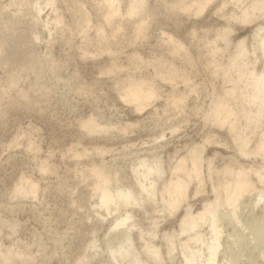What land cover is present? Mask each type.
Wrapping results in <instances>:
<instances>
[{
    "label": "rangeland",
    "instance_id": "obj_1",
    "mask_svg": "<svg viewBox=\"0 0 264 264\" xmlns=\"http://www.w3.org/2000/svg\"><path fill=\"white\" fill-rule=\"evenodd\" d=\"M46 1L30 0L28 20L15 26L19 37L37 24L32 66L0 60V251L9 264H186V248L202 246L191 237L203 233L206 242L208 227L182 220L215 199L230 170L253 169L252 182L264 189L254 174L264 172V92L253 88L264 71V8L256 9L258 0H209L198 13L202 0H143L132 16L138 0H118L109 21L106 0ZM250 5L256 10L244 21ZM15 72L19 84L10 82ZM127 79L152 81L160 96L138 109L142 102L120 95ZM228 90L221 122L215 114ZM90 118L109 126L88 133ZM195 154L203 155L199 170ZM144 158L159 168L141 175L152 193L138 187ZM94 168H106L113 188L136 189L137 201L99 208ZM182 178L188 196L172 212ZM255 193L241 198L239 224L232 205L220 210L225 264H264V236L255 240L251 230L264 217V201L251 203Z\"/></svg>",
    "mask_w": 264,
    "mask_h": 264
},
{
    "label": "bare ground",
    "instance_id": "obj_2",
    "mask_svg": "<svg viewBox=\"0 0 264 264\" xmlns=\"http://www.w3.org/2000/svg\"><path fill=\"white\" fill-rule=\"evenodd\" d=\"M1 1V0H0ZM5 1V0H4ZM107 1V4L109 5V8H110V13H109V8L107 9V12L109 13L108 14V19L107 20H111L112 16L115 17V15H118V13L120 12V7H119V3H118V0H106ZM120 1V0H119ZM137 1V0H136ZM209 0H202V1H197L198 3V7L200 10L198 13L204 11L207 3H208ZM3 2V1H2ZM47 3L46 4H53L54 0H48L46 1ZM143 2V0H138V2H135L133 3V5H131V8H130V13L132 16L136 15L135 11L136 9L138 8L137 6L138 5H141V3ZM132 3V2H131ZM130 3V4H131ZM196 3V4H197ZM1 4V3H0ZM3 4V3H2ZM5 4V3H4ZM45 4V5H46ZM106 4V6H108ZM32 2H30V0H12L11 3H7L3 6H0V20L2 21L3 20V24L2 26L0 25V37L4 40H2L0 38V40H2V42L0 43V60H6V62H8V65L9 63L10 64H14L18 67L20 66H24L26 65V69L27 67L29 66V68L32 66V63H33V55H32V51L30 50V48L32 47L31 45L34 44L37 40H38V32L36 30V22L34 21H28L29 24V27H28V30L27 31H23L22 35L23 36H19L18 37V34H17V30H16V25L17 23L19 22L18 20H25L28 16H29V11L30 10H33V6H32ZM12 6H14L12 8ZM181 6V5H180ZM183 6V5H182ZM255 6H257L256 9L258 8H264V0H258L255 2ZM36 7H37V4H36ZM141 7V6H140ZM35 8V7H34ZM187 8V7H186ZM36 9V8H35ZM255 7H252L251 5L248 6L247 9H245L243 11V14H242V17H243V20H247L249 17H250V14L252 12H254L255 10ZM37 10L39 13H41L43 11V6L41 5H38L37 7ZM129 10V9H128ZM127 10V11H128ZM122 11V10H121ZM31 12V11H30ZM197 12V11H196ZM122 13V12H121ZM120 13V14H121ZM107 15V14H106ZM128 15V14H127ZM27 16V17H26ZM129 16V15H128ZM24 17V19H23ZM130 17V16H129ZM5 20V21H4ZM28 20V18H27ZM31 20V19H30ZM106 20V21H107ZM20 21V22H22ZM26 22V21H25ZM1 23V22H0ZM37 25V24H36ZM139 27L141 28H144V23L143 25H139ZM5 28V29H3ZM147 28V27H146ZM146 30V29H144ZM101 32L103 30H100ZM98 31V32H100ZM141 32L143 31L142 29L140 30ZM224 31H227V30H224ZM229 31V30H228ZM100 32V33H101ZM104 32V31H103ZM221 32V31H220ZM225 33V32H224ZM228 33V32H227ZM99 34V33H98ZM143 34V33H142ZM20 35V34H19ZM223 35V34H222ZM225 38V37H224ZM102 39V38H101ZM104 39H106V36L104 37ZM169 39H172V38H169ZM108 40V39H107ZM106 41V40H104ZM109 41V40H108ZM107 41V42H108ZM260 41H261V44L263 46V52H264V37L262 36V38H260ZM259 41V42H260ZM101 42V40H100ZM107 45V44H106ZM109 45V44H108ZM105 46V45H104ZM184 47V46H183ZM181 47V48H183ZM180 48V50H182ZM32 49V48H31ZM185 49V48H184ZM31 51V52H30ZM184 51V50H183ZM182 51V52H183ZM239 51V49H238ZM242 51L244 52L245 54V51H246V48L245 46H243L242 48ZM176 52V51H175ZM185 52V51H184ZM240 53H241V50H240ZM248 53V52H246ZM243 55V54H242ZM264 55V53H263ZM187 56V54H186ZM247 56V55H246ZM242 57V56H241ZM243 58V57H242ZM240 61V60H239ZM1 62V61H0ZM5 62V61H4ZM231 63V62H230ZM3 64V63H2ZM6 66V65H5ZM242 66V65H241ZM25 67V66H24ZM238 67V66H236ZM247 67V65H246ZM4 68V67H3ZM12 68V67H11ZM22 68V67H21ZM111 68V67H110ZM244 68V67H243ZM235 69V68H234ZM240 69V68H238ZM237 69V71H238ZM244 70V69H243ZM242 70V72H243ZM30 71V70H29ZM36 71V70H35ZM111 71L114 72V70H110V73ZM20 72V71H18ZM28 72V71H27ZM238 72H241V71H238ZM264 72V71H263ZM262 72L261 75H258L257 77L255 76V87L254 90L261 94H263L262 92H264V73ZM35 73V72H34ZM251 73V72H250ZM13 74V73H12ZM174 74V73H173ZM240 74V73H238ZM243 75V73H241ZM248 74V73H247ZM10 75V74H9ZM31 75V74H30ZM245 75V73H244ZM11 76V75H10ZM12 79L10 82H12L13 84L18 82L19 80V75L17 72H15V74H13V76H11ZM22 77V76H21ZM237 77V76H236ZM239 77V76H238ZM245 77V76H244ZM250 77H252L250 75ZM254 77V76H253ZM131 78V77H130ZM135 78V77H134ZM249 78V77H248ZM120 79V78H119ZM132 79V78H131ZM247 79V77L245 78ZM9 80V79H8ZM122 80V79H121ZM128 80V79H127ZM133 80H136V79H133ZM133 80H128L126 81V87L125 86H122L126 89L127 92L124 93V89H120L122 90V94L120 93L122 99H125V100H128L129 102L131 101L132 102H135V101H140L142 102L143 104H140V105H143V106H140L138 109H145V105H148L149 102L151 103V101H153L152 99L154 98H158L159 96H157V89L156 88V85L152 83H147L148 81L146 80V82L142 81V80H138L140 82H135ZM250 80V79H249ZM5 81V80H4ZM21 81V80H20ZM124 81V80H123ZM234 81V80H233ZM9 82V83H10ZM248 82V81H246ZM8 83V84H9ZM124 83V82H123ZM19 84V82H18ZM121 84V83H120ZM10 85V84H9ZM123 85V84H121ZM14 86V85H13ZM119 86V85H118ZM10 87V86H9ZM234 87V86H233ZM86 88V87H85ZM89 88V87H88ZM128 88V90H127ZM257 88V90H256ZM88 90V89H87ZM234 90V88H233ZM230 90L226 91L229 93ZM236 92V90H234ZM254 91V92H255ZM234 93L233 91L231 93H229L228 95H224L225 97V101H223L224 99H222V103L218 106V113L215 114V117L217 115V120L218 121H221L220 118L218 119V117H222V115L228 111L229 109H227L229 107V104L230 103V100L229 103H227V100L226 99H231V96L234 95L232 94ZM226 94V93H225ZM256 94V92L254 93ZM237 95V94H236ZM182 96V95H181ZM180 96V97H181ZM260 96V94H259ZM262 96V95H261ZM256 98H258L257 96H255ZM180 99V98H179ZM25 100V99H24ZM180 100H183V98L181 97ZM185 100V99H184ZM232 100V99H231ZM177 101H179L177 99ZM137 102V103H138ZM174 102L176 103V101L174 100ZM180 102V101H179ZM178 102V103H179ZM177 103V104H178ZM177 107V105H175ZM217 109V108H216ZM219 115V116H218ZM224 117H226V115L224 114ZM93 118V117H92ZM90 118V120L87 122H84V125L83 127L87 128L86 130L88 131H91L94 133V131H96L97 128H99L101 130V126H104L103 125H99L97 121V119L94 118V120ZM92 119V120H91ZM222 119V118H221ZM225 119V118H223ZM96 120V121H95ZM97 122V123H96ZM222 122V121H221ZM109 126V125H108ZM107 126V127H108ZM101 127V128H100ZM106 127V126H104ZM106 127V128H107ZM84 128V129H85ZM97 129V130H99ZM110 129V127L108 128ZM107 129V130H108ZM103 130V129H102ZM101 130V131H102ZM106 130V131H107ZM88 133H91L89 132ZM103 132V131H102ZM105 132V131H104ZM108 133V132H107ZM243 147H244V144H245V139L244 138H241L240 139ZM31 147V146H30ZM242 148V147H241ZM106 150V149H105ZM241 150V149H240ZM243 152V151H242ZM196 153V152H195ZM199 152H197L198 154ZM197 154H195V157H193V162H194V165L195 166V170H197L199 167L198 165H200L201 161L203 160V155L201 154L196 156ZM202 157V158H201ZM186 158V157H184ZM183 159V158H182ZM186 160V159H185ZM140 161V160H139ZM150 160L144 158V159H141L140 162H138V168L141 167V168H145L144 169V173L143 174H139L137 173V175L139 174L140 176H137L138 179V187H140L141 190L143 191H147V193H152V191L154 192V189L151 190V187H148L150 185H146L143 180L141 179V175L142 177L143 176H147L148 177L150 176V174H153V172L155 170H157V166L155 165V160H154V163H149ZM181 164L180 162L178 164H180V166L178 167L182 172L186 171L188 167H186V162L184 160H181ZM192 162V163H193ZM200 163V164H199ZM177 166V165H176ZM211 166V165H210ZM99 167V166H98ZM101 167V166H100ZM90 168V167H89ZM133 168V167H132ZM135 168V169H136ZM177 168V169H178ZM106 169V168H104ZM103 168L102 169H99V168H94L92 169V174L93 176H95L96 180H98L100 183L98 186L99 189H97L99 192H101V196H100V201H99V208H102L106 211H110L111 207L113 204H117L118 201L122 202V204H130V203H135L137 201V197H136V192L134 190L136 189H133V187H129V188H122L124 186L121 187L120 189V186H119V189L117 188H113V182H116L115 179H113V177L111 176V174H109L108 171L104 170ZM140 169V168H139ZM159 169V168H158ZM178 169V170H179ZM200 169V168H199ZM198 169V170H199ZM228 169V168H227ZM141 170V169H140ZM142 171V170H141ZM190 171V170H189ZM189 171H187L189 173ZM253 169H247L245 167H242V168H239L238 170H230V172L228 173L230 175V178H228L227 180H225L224 182V186L223 189L221 187V189L223 190V194H221V191L219 192L220 190V186L218 185V192L215 188V191H214V194L216 195L215 199L210 201V202H207L206 206L204 207L205 209H203V211H201L198 215H193L191 213V211L189 210L188 214L185 215V217L183 218L182 220V226H185L187 224H190L192 227L196 228L199 226V224L201 222L207 224V227H208V230H207V240L206 242H204V239H203V236L204 234L203 233H199V235H197L196 237H191L192 240H195L197 242H201L202 243V246L199 247V249H193V248H190V246H188V250H186L184 252L185 254V259H186V264H225L224 260H223V256H222V253H221V248L223 246V242H222V238L224 236V232H225V227H222L223 225L220 224L219 222L220 221H223L227 215H222L220 213V210L221 208H223V206L225 205H232L233 208H232V213L231 215L235 218V221L237 224L241 223V218H242V211H241V204H242V201H241V198L244 196V194L246 193H255V200L251 203H255V205H259L260 202L264 201V189L263 190H259L256 188V186L254 185V183L252 182L251 180V175L253 173ZM264 171V170H263ZM262 171V172H263ZM185 172V173H187ZM196 172V171H195ZM211 172V171H210ZM136 173V172H135ZM187 173V174H188ZM197 173V172H196ZM199 173V172H198ZM264 173V172H263ZM263 173H261L260 171H255L254 174L256 176L259 177V180L261 179L264 180V175ZM147 174V175H145ZM211 174V173H210ZM136 175V174H135ZM190 175V174H188ZM114 176V175H113ZM199 176V174H198ZM115 180V181H113ZM180 181H177L175 183V186H174V190H173V202H172V205H170V211H175L177 210L184 202H185V199L187 198L188 196V184L186 181L182 179H179ZM21 181V180H20ZM28 182V181H27ZM97 183V182H96ZM222 184V183H221ZM34 185V184H33ZM31 185V186H33ZM121 185V184H120ZM36 186V184L34 185ZM33 186V187H34ZM116 186V185H115ZM153 186V185H152ZM31 188L30 189H35V188ZM127 187V186H126ZM20 187H18L17 189L19 190ZM22 188V187H21ZM20 188V190H21ZM154 188V186L152 187ZM214 188V187H213ZM37 187H36V191H37ZM167 188H165L166 190ZM19 190V192H20ZM24 191H26L27 189H23ZM164 190V189H163ZM30 191V190H29ZM31 192V191H30ZM29 192V193H30ZM216 192V193H215ZM21 193V192H20ZM23 193V191H22ZM27 193V192H26ZM36 193V192H34ZM168 193V192H167ZM25 195V194H24ZM28 196V195H27ZM123 204V205H124ZM169 208V206H168ZM176 212V211H175ZM264 216V215H263ZM120 220V219H119ZM128 221L127 218L121 220L120 222H117L115 224V226H119V225H122L124 222ZM189 221V222H188ZM252 233H253V236H254V239L255 240H259L261 239L263 236H264V217L263 219L260 220V222L258 224H255L252 228ZM239 237L238 236H235V239L237 240ZM189 239V240H191ZM173 244V243H172ZM198 248V247H197ZM116 250V249H115ZM1 252V251H0ZM118 251H112V253L116 256L119 255L117 253ZM2 253V252H1ZM9 254V253H7ZM3 257H1L0 255V258H1V264H9L8 263V259H10V256H6L5 254H3ZM13 256V255H12ZM15 257V256H14ZM53 257V256H52ZM34 258V257H33ZM26 260V259H25Z\"/></svg>",
    "mask_w": 264,
    "mask_h": 264
}]
</instances>
